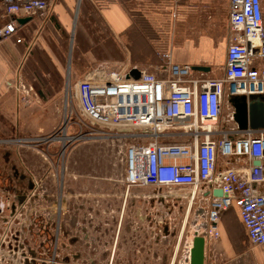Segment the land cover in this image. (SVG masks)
<instances>
[{
    "label": "built area",
    "instance_id": "obj_1",
    "mask_svg": "<svg viewBox=\"0 0 264 264\" xmlns=\"http://www.w3.org/2000/svg\"><path fill=\"white\" fill-rule=\"evenodd\" d=\"M89 1L95 8L105 10L118 0ZM49 7L48 0L4 2L7 17L45 16ZM175 8L167 12L172 21L177 16ZM17 27L16 20H9L0 28V39L14 35ZM228 31L221 78L196 77L191 66L174 64L171 32L168 49H155L160 59L155 69L160 76L135 66L116 71L98 65L71 86L86 126L116 141L122 167V180L117 182H122L126 191L146 187L188 189L187 217L193 206L195 222L199 215H205L206 224L201 228L205 242L219 238L220 216L234 208L249 244L263 246L264 128L239 129L234 109L230 108L234 97H245L247 103L251 97H264L263 0H228ZM132 69L140 72L139 78L128 76ZM9 86L17 92L20 106L28 107L34 101L30 86ZM67 92L71 97L69 86ZM225 109L229 110L227 114ZM54 136L44 142L62 143L63 136ZM174 137L183 141L161 142ZM67 138L65 147L77 139ZM60 155L59 161L64 153ZM255 162L259 165L255 166ZM218 190L221 197L213 195ZM204 192L209 196H203ZM164 197L171 202L177 200V194L170 192ZM206 198L210 200L206 202ZM13 205L10 200L0 205V264H53L58 209L54 204L46 210L41 206L39 211L43 213L32 232L37 231V240L30 242L26 237L12 235L14 215L1 214V207L10 211ZM156 223L159 229L162 221ZM198 233L194 228L179 264H189L192 238Z\"/></svg>",
    "mask_w": 264,
    "mask_h": 264
},
{
    "label": "crops",
    "instance_id": "obj_2",
    "mask_svg": "<svg viewBox=\"0 0 264 264\" xmlns=\"http://www.w3.org/2000/svg\"><path fill=\"white\" fill-rule=\"evenodd\" d=\"M48 1L50 7L45 16L36 14L7 17L4 11L5 0H0V28L12 19L16 20L17 23L19 22L14 35L0 39V202L2 205V202L4 204L6 200H10L14 204L10 211L5 207H1L2 216H10L11 213V215H14L13 219L27 207H33L29 205V202L35 198L39 201L40 210L41 206H43L41 200L46 192L50 194V191H55L54 193L58 195L59 188H61L63 202L70 204L76 191L80 192L77 189L82 188H71V178L64 179L67 172L65 165L62 167L58 163L56 166H53V164L51 166L54 158L49 155L48 150L53 146H58L59 148L60 144L45 146L43 148L47 152H44L39 149L36 151L29 146H25L22 142L12 140V116L15 115L13 111L17 110L19 112L18 116L20 114L23 117L24 110H26L23 108L27 107L19 105L18 94L9 85L23 83L26 86H30L33 89L34 100L58 99L61 94L60 86L58 87L59 84L57 86L56 84H51V78L43 67L46 63L50 64L55 70V74L60 78L65 67L63 61L64 49L67 39L70 41L73 32L74 12L75 10L81 12V5L80 7L78 6L79 2L83 0ZM121 2L127 1L120 0L109 8L100 11L107 25L108 35L105 38L101 35L96 37L98 46H101L102 43L104 45L106 40L111 38L117 50L122 52L123 61L121 62L123 64L128 67L131 65L142 67L145 65L140 63L141 60H139L138 56L142 57L141 54H144L147 55V58H151L150 43L153 49L167 50L170 44V33L173 32L171 51L174 64L209 69L208 72H194L193 75L196 77H222L225 53L224 57L216 53L220 45L219 43L216 44L218 40L216 37L223 34L222 27L228 28V0H129L128 3H133L136 7L134 9L135 12H130L143 14V17L156 33L153 41H147V38L142 40L140 45L142 46L141 53H138V41L131 37L135 34H131V29H129L133 23L132 16L122 10ZM172 7H176L175 12L177 13L174 21L170 19V14L167 13ZM219 7L222 11L221 17L216 15ZM206 11L210 13L209 19L204 17ZM26 20L28 21L23 23ZM17 40L21 42L18 43ZM227 42L228 37L226 42H224L225 48ZM129 48L130 50H128ZM127 51H130L128 56ZM130 53L133 54L137 62L133 63L130 60ZM149 61L150 59H147V62ZM40 68L44 73L39 72ZM13 103L16 105L14 110L12 108ZM68 151L69 155L67 158H70L71 151L70 149ZM39 159L41 160L40 162L38 161ZM94 168L96 169L95 171L99 168L98 161L95 163ZM85 180L83 181L85 184L82 183L85 185L83 188H89L87 186L90 179L85 178ZM101 182L110 183L112 180L95 181L92 186L100 184V188H105L106 185L101 184ZM113 182L118 183L115 180ZM48 186L50 187L48 188ZM134 189L138 190V188ZM202 195L208 197L209 193L204 192ZM209 200L206 198V202ZM37 201H34V206ZM51 205L53 203L49 204V207ZM205 222V215L204 217L199 215L196 222L193 218L192 232L195 228L199 229V236L204 235L201 228ZM233 223L236 228L238 227V237L243 236V242L250 245L239 220L237 210L232 208L220 216L218 224L219 238L215 241L206 242L205 264L227 263L236 258L237 252L231 246L232 242L235 241ZM257 247H264V245L255 246L254 248ZM121 250L124 252L129 251L130 246H122ZM253 256L257 262L264 263V255L262 253L258 254L255 252Z\"/></svg>",
    "mask_w": 264,
    "mask_h": 264
},
{
    "label": "rangeland",
    "instance_id": "obj_3",
    "mask_svg": "<svg viewBox=\"0 0 264 264\" xmlns=\"http://www.w3.org/2000/svg\"><path fill=\"white\" fill-rule=\"evenodd\" d=\"M120 0L117 1V3ZM121 2V8L127 14L132 16L135 29L138 30L141 34H143L147 41H153L156 37L154 30L150 28L149 22L145 20L143 14L140 13L139 16H134L130 11L135 12L134 9L136 7L133 3ZM116 4V3H115ZM81 5V12L78 10L74 12V21L73 22V32L69 39H67V44L64 49V71L60 76V78L55 74V70L50 66V64L46 63L43 67L46 70V73L49 74L51 78V84H56L61 90V94L58 99H41V100H34L24 110L23 117L18 113L17 110L13 111L15 115L12 116V123H13V138L12 140H16L17 142H22L25 146H29L30 148L35 149L36 151L39 149L41 151L47 152L43 147H48V145H59L53 146L51 149L48 150L49 155H52L54 160L52 159L51 166H56V164L60 163L61 166L67 168V172L65 175V180L71 178L72 187H85V178H80L81 176H88L89 177H96L98 175L103 177H111L112 182H101L105 183L106 187L109 189L115 188H125L124 184L121 183H114L113 180H122L119 176L122 167L119 163V154L118 150L119 147L115 140L111 138H107L104 132L97 130L94 128L93 130L86 126L80 114L78 112V103L74 95V84L82 77L88 70L97 67L98 65H104L111 70H122L125 69L126 64H123V55L121 51H118L117 48L114 46V42L111 38H108L103 45L98 46L96 44V37L98 35L104 36V38L108 35V28L107 25L100 13V9L95 8L90 1L83 0L79 2V6ZM264 6V0H263ZM161 13V12H158ZM138 15V14H135ZM216 15L221 17L222 11L219 7V10L216 11ZM204 17L209 19L210 13L206 11L204 13ZM76 19V20H75ZM147 21V22H146ZM223 34L217 36L218 39L216 44H220L218 51L216 53L219 56L224 57L225 53V43L226 38L228 37L229 31L228 28L222 27ZM88 35V37H87ZM177 37V34H176ZM77 38V42L75 40ZM95 43V45H93ZM141 41H138V53H141ZM150 45L151 49V58H147V55L142 56L139 58L140 63H143L142 67L136 66L141 70H145L149 73H152L157 77L160 76L156 71V66L160 65V59L157 56V52L153 47ZM92 49V50H91ZM91 50V51H90ZM130 50V48L128 49ZM130 51H127V56L129 55ZM142 55V54H141ZM133 54L130 53V60H133ZM147 59H150L147 62ZM137 62V61H136ZM128 65V64H127ZM134 65H131L132 67ZM40 73H44V71L40 68ZM157 74V75H156ZM67 86H69V95L71 91V97H69L66 93ZM242 97H234L231 99L230 108H233V102L235 100H242ZM13 110L15 109L16 105H12ZM225 114L229 112L228 109L224 110ZM53 135L54 137L60 138L62 136H74L76 141L74 142H67V146L65 147V143H58L59 141L53 142H44L46 138H49ZM67 139V138H66ZM65 140L62 139V141ZM183 139L179 137L169 138L166 140L161 141L162 143L166 142H182ZM66 142V141H65ZM59 149V150H58ZM71 151L70 158H67L69 155V151ZM60 153H65L63 155L62 160L59 157L61 156ZM56 156V157H55ZM66 157V158H65ZM40 158V156H39ZM41 159V158H40ZM38 160L39 162L41 160ZM37 161V162H38ZM98 161L99 168L97 171L94 167L95 163ZM54 162V163H53ZM49 165V164H48ZM95 171V172H94ZM98 172V173H97ZM68 174V175H67ZM98 174V175H93ZM70 175V176H69ZM113 175H115L113 177ZM80 176V177H79ZM88 180L89 188H96L100 187L96 185V187L92 186L91 178ZM61 179V178H60ZM84 179V180H82ZM87 182V180H85ZM84 183V184H82ZM50 186H48L49 188ZM70 188V189H71ZM53 190V189H52ZM79 190V189H78ZM152 190H158L159 194H166L168 192L172 194H177V200L173 201L174 204V234L175 239L172 244L165 247L162 243L157 245V253L160 255L163 253L170 254V251L173 252V258L170 261H174V264H179L182 261V255L187 242L190 240L192 236V224L194 218V211L195 206L192 207L190 214L187 217V209L189 207V196L191 191L188 189H165L161 187H146L139 189L138 193L142 194H149L152 193ZM80 191V190H79ZM151 191V192H150ZM55 191H50V194L54 195ZM37 201V198L33 199ZM30 201L29 205L33 207H27L21 214H19L14 222L16 225L11 226L12 235L14 236H22L28 239H31L30 242H35L37 240V231L32 233L36 227V223L39 220V216L43 213L39 211V201H37L34 206V201ZM178 201V202H177ZM195 204V203H194ZM1 205V202H0ZM113 215V213H111ZM187 217V218H186ZM111 218V222H112ZM38 224V223H37ZM234 226V238L235 241L232 242L231 246L236 253V258L232 259L231 261L227 262L226 264H264L261 262H257L256 258H254V253L257 252L258 254L262 253L264 255V247H257L247 245L246 242H243V236L238 237L237 235V228L236 225L233 223ZM114 229L111 226V230ZM18 232H21L19 234ZM117 234V227L115 230V234L111 232V236H116ZM124 234H126L123 229H120L119 237L126 238ZM138 237V236H137ZM27 239V240H28ZM137 238L135 241H138ZM142 243V241H141ZM134 246V245H133ZM157 264H160L158 261Z\"/></svg>",
    "mask_w": 264,
    "mask_h": 264
},
{
    "label": "flooded vegetation",
    "instance_id": "obj_4",
    "mask_svg": "<svg viewBox=\"0 0 264 264\" xmlns=\"http://www.w3.org/2000/svg\"><path fill=\"white\" fill-rule=\"evenodd\" d=\"M89 178L111 180L100 175ZM78 189L70 204L63 202L61 188L58 195L46 192L41 200L44 210L51 203L58 209L53 264H171L173 252L159 255L156 248L159 243L167 247L175 239L173 202L158 190L142 194L139 189ZM157 220L162 221L159 229ZM116 227V236H111ZM120 229L128 239H120ZM125 245L130 246L129 251L121 250Z\"/></svg>",
    "mask_w": 264,
    "mask_h": 264
},
{
    "label": "water",
    "instance_id": "obj_5",
    "mask_svg": "<svg viewBox=\"0 0 264 264\" xmlns=\"http://www.w3.org/2000/svg\"><path fill=\"white\" fill-rule=\"evenodd\" d=\"M27 21L28 20L24 21L23 23ZM192 71L203 73V72H208L209 69L204 67H193ZM128 76L137 79L140 76V72L137 69H132L129 72ZM242 98H243L242 100H235L233 102V109H234L233 118L235 123L238 125L239 129L245 130L248 127L251 129L264 128V97L259 99H256L255 97H251L250 102L248 103L245 97ZM254 165L258 166L259 162H255ZM213 195L215 197H221L222 193L220 190H218L215 191ZM202 228H204V226H202ZM205 245L206 242L204 237L195 235L192 238V244L189 255L190 256L189 264H205Z\"/></svg>",
    "mask_w": 264,
    "mask_h": 264
},
{
    "label": "trees",
    "instance_id": "obj_6",
    "mask_svg": "<svg viewBox=\"0 0 264 264\" xmlns=\"http://www.w3.org/2000/svg\"><path fill=\"white\" fill-rule=\"evenodd\" d=\"M132 14H134V16L136 17V16H139V17H141V18H143L141 15H140V13H132ZM135 14H138V15H135ZM146 20V19H145ZM147 22V21H146ZM135 24H134V22L130 25V27H129V29H131V34L132 33H134L135 35H132L131 37H133L134 38V40L135 41H141L142 42V40H144L146 37L143 35V34H141L138 30H136L135 29V26H134ZM150 25V24H149ZM150 28H151V26H150ZM153 30V29H152ZM155 35H156V33H155ZM75 40H76V42H77V38H75ZM142 56H144L143 54H142ZM138 58H141L140 56H138ZM137 60H135L134 58H133V60H132V62L134 63V62H136Z\"/></svg>",
    "mask_w": 264,
    "mask_h": 264
},
{
    "label": "bare ground",
    "instance_id": "obj_7",
    "mask_svg": "<svg viewBox=\"0 0 264 264\" xmlns=\"http://www.w3.org/2000/svg\"><path fill=\"white\" fill-rule=\"evenodd\" d=\"M64 138H65V140H63V141H62V139H64ZM66 138H67V137L63 136V137L61 138V140H60V141H61L62 143H64L65 141H67V140H68V138H67V139H66Z\"/></svg>",
    "mask_w": 264,
    "mask_h": 264
}]
</instances>
